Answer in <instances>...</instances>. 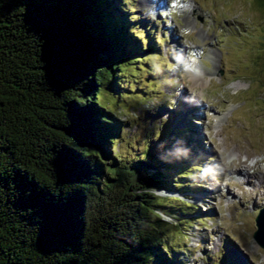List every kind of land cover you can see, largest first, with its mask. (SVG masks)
Here are the masks:
<instances>
[{
	"label": "trees",
	"instance_id": "1",
	"mask_svg": "<svg viewBox=\"0 0 264 264\" xmlns=\"http://www.w3.org/2000/svg\"><path fill=\"white\" fill-rule=\"evenodd\" d=\"M112 1L0 0V264H151L176 190L151 152L113 154L102 94L144 46Z\"/></svg>",
	"mask_w": 264,
	"mask_h": 264
},
{
	"label": "rangeland",
	"instance_id": "2",
	"mask_svg": "<svg viewBox=\"0 0 264 264\" xmlns=\"http://www.w3.org/2000/svg\"><path fill=\"white\" fill-rule=\"evenodd\" d=\"M119 1L123 7L112 1L118 27L130 25L144 51L118 72L120 94L108 87L102 94L121 127L113 154L118 162L153 154L164 187L176 190H155L167 214H160L165 223L156 227L151 264L263 263L253 232L264 208V6ZM195 67L210 80L192 95ZM185 95L196 100L192 111ZM220 157L239 158L260 176L246 183L243 169L225 174Z\"/></svg>",
	"mask_w": 264,
	"mask_h": 264
},
{
	"label": "bare ground",
	"instance_id": "3",
	"mask_svg": "<svg viewBox=\"0 0 264 264\" xmlns=\"http://www.w3.org/2000/svg\"><path fill=\"white\" fill-rule=\"evenodd\" d=\"M148 1V0H147ZM143 2H144V0H141V4H143ZM209 55H215V53H214V51H210L209 53H208ZM201 70L199 69V67H195L193 70H192V72L189 74V80L191 81V83H190V85H189V88L190 89H192V91H191V93H192V95H195V93H196V89H195V87L194 86H197V87H204L205 86V84L206 83H208L209 82V80H210V78L208 79H203L202 77H201ZM201 91V90H200ZM188 94V93H187ZM200 94V93H199ZM197 96H198V94H196ZM185 97H186V95H185ZM186 99V103H187V105H190V106H185V101H184V106H185V109L187 110V111H190L192 108H193V106H192V104H195V102H196V100H194V99H192V98H190V96L189 97H186L185 98ZM193 109H195V108H193ZM192 111V110H191ZM182 115V114H181ZM185 114H183V116H184ZM219 119H221V118H219ZM218 121V120H217ZM220 131V130H219ZM231 152V151H230ZM221 159H220V162H221V164H223V168H224V172H225V174H230L231 175V173H233V172H235V171H238V170H240V169H243V170H245L244 171V173L246 174L245 176H244V181L246 182V183H253V181H254V178H258L259 176H260V172H261V170H255L254 169V171H253V174L251 175V174H249V172H247V169L249 168L248 167V165H245L239 158H235V159H233L232 161H230V162H228V163H225L224 162V159L222 158V157H220ZM226 183V182H225ZM206 195V194H205ZM249 195V194H248ZM202 198V197H201ZM248 199V198H247ZM246 199V200H247ZM245 254L247 255V254H249L248 253V251L247 252H245ZM251 262L252 263H254L252 260H251ZM244 262H242L241 264H243ZM245 264V263H244ZM259 264H264V262L262 263H259Z\"/></svg>",
	"mask_w": 264,
	"mask_h": 264
},
{
	"label": "water",
	"instance_id": "4",
	"mask_svg": "<svg viewBox=\"0 0 264 264\" xmlns=\"http://www.w3.org/2000/svg\"><path fill=\"white\" fill-rule=\"evenodd\" d=\"M256 230L253 232L254 240L264 248V208L259 209L255 217Z\"/></svg>",
	"mask_w": 264,
	"mask_h": 264
}]
</instances>
